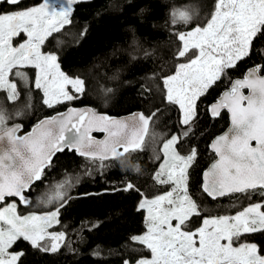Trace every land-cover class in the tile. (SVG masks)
Masks as SVG:
<instances>
[{
    "label": "snow or ice",
    "instance_id": "snow-or-ice-1",
    "mask_svg": "<svg viewBox=\"0 0 264 264\" xmlns=\"http://www.w3.org/2000/svg\"><path fill=\"white\" fill-rule=\"evenodd\" d=\"M88 2L66 0L57 9L50 0L31 6L26 0H0V5L8 6L7 12L0 10V91L5 93L4 100H20L18 82L39 90V103L48 109L87 98L90 85L86 77L63 72L58 54L43 47L53 33L72 23L73 5ZM197 15L188 9L171 13L174 23L190 26L188 31L175 33L179 43L173 53V59L187 57V61L176 64L170 74L161 68L158 79L163 99L178 105L183 130L161 137L159 151L153 149L154 160L163 156L153 179L169 190L152 198L140 193L137 210L147 213L146 231L130 239L141 254L123 264H264V239H249L264 237V0H213L206 23H194ZM253 56L262 62L248 68L242 79L231 81L219 101L209 105L213 117L227 109L232 127L211 145L218 159L204 172L201 191L213 200L239 194L249 200L258 196L260 201L235 215L202 217L198 198L190 191V170L197 163L198 151L189 148L185 153L184 145L196 134L193 129L202 97ZM26 69L36 70L34 80ZM245 88L248 95L242 91ZM101 89L112 91L103 85ZM24 103L26 108L32 107L30 98ZM155 118L156 112L116 119L91 107H68L39 119L30 132L20 135L22 126H9L0 104V264H24L20 245L25 242L45 253H57L65 246V233L49 229L60 223L61 209L70 199L67 189L79 183V177L66 176L53 196L40 201L52 205V210L28 215L17 211L18 205H32L30 189L56 167L58 154L72 152L96 164L97 170L106 168V161L127 167L130 154L144 150ZM94 131L105 133V138L97 140ZM135 171H140L138 163ZM122 190L140 192L132 182ZM194 218H201L202 226L196 227Z\"/></svg>",
    "mask_w": 264,
    "mask_h": 264
},
{
    "label": "trees",
    "instance_id": "trees-1",
    "mask_svg": "<svg viewBox=\"0 0 264 264\" xmlns=\"http://www.w3.org/2000/svg\"><path fill=\"white\" fill-rule=\"evenodd\" d=\"M40 1L26 0L29 5ZM212 4L213 0H90L73 5L72 23L59 33H53L43 50L58 54L60 69L66 74L86 77L90 85L87 98L48 109L39 103L40 91L30 90L22 82H18L21 97L15 103L4 100L5 93L0 91V104L9 117L8 125L22 123V133L30 130L39 119L71 105L91 106L110 115L156 112L158 117L151 122L144 150L131 153L127 167L106 161L108 166L97 170L96 164L72 152L66 150L58 154L56 167L43 182H37L30 189L32 205H19V213L26 215L52 210V205L41 206L43 195L49 192L51 196L56 185L66 176L79 177V183L67 189L70 199L61 209L60 223L50 230L65 233L66 240L62 242L65 246L57 253H45L25 242L20 245L25 252L24 264H123L125 260L139 257V246L130 237L146 231V212L137 210L140 193L152 198L169 190V186L153 179L163 162L162 155L160 160L153 159V149L159 151L161 137L167 138L169 134H179L183 130L179 124L178 105L163 99L158 79L161 68L170 74L176 64L187 61V57L183 61L173 59V53L179 43L175 33L188 31L190 26L174 23L171 13L177 9L192 10L198 13L193 22L204 24ZM0 10L7 12L8 6L0 5ZM84 30L86 34L81 35ZM260 62L259 56H253L251 61L239 64L230 77L202 97V103L198 105V119L193 129L196 134L188 138L184 152L189 148L198 151L197 163L190 170V191L198 198L202 217L233 215L250 203L260 201L258 196L249 200L239 194L213 200L201 191L202 174L215 159L210 143L229 124L225 111L212 117L209 105L219 98L232 80L243 77L248 68ZM26 70L30 80H34L35 69ZM101 85L112 91L105 93ZM29 98L32 107L26 108L24 101ZM17 112L22 114L17 116ZM136 163L139 172L135 171ZM89 171L91 175H87ZM127 182L135 184L140 192L123 191ZM194 221L196 227L202 226L201 218H194ZM249 239L259 242L264 237L250 236ZM143 254L148 255L146 251Z\"/></svg>",
    "mask_w": 264,
    "mask_h": 264
},
{
    "label": "water",
    "instance_id": "water-1",
    "mask_svg": "<svg viewBox=\"0 0 264 264\" xmlns=\"http://www.w3.org/2000/svg\"><path fill=\"white\" fill-rule=\"evenodd\" d=\"M244 76V75H243ZM243 77H241V78H236V79H242ZM236 79H234V80H236ZM234 80H232V81H234ZM230 86H231V83H230V85H229V87L226 89V90H224L223 92H222V94L219 96V98L214 102V103H216V102H218L219 101V99L221 98V96L223 95V93L225 92V91H227L229 88H230ZM243 91V93L245 94V95H248L249 94V89H247V88H245V89H243L242 90ZM213 104V103H212ZM69 107H76V108H85V107H91V106H80V107H77V106H69ZM91 108H93V107H91ZM67 109H68V107L66 108V109H64V110H62V111H58V112H65V111H67ZM226 112L227 114H228V118H229V124H228V126H227V128L222 132V133H220L219 135H217L215 138H213V140L211 141V143H210V150H211V152H213V150H212V148H211V145H212V143L216 140V138L217 137H219V136H221V135H224L225 133H227L228 131H229V129L232 127V121H231V114L228 112V110L227 109H221V111H220V114L222 113V112ZM97 112H99V111H97ZM99 113H101V114H105V115H107V116H110V117H112V118H116V119H125V118H127V117H129L130 115H132V114H135V113H140V111H137V112H133V113H129V114H124V115H110V114H108V113H105V112H99ZM143 113V112H142ZM209 113H210V111H209ZM57 114V112L56 113H54L53 115H56ZM210 115H211V113H210ZM52 116V115H51ZM212 116V115H211ZM213 117V116H212ZM216 117H218V116H216ZM14 124H20L21 126H22V130H23V124L22 123H19V122H17V123H13V124H11V125H9V126H12V125H14ZM150 125H151V123H150ZM150 125H149V129H150ZM22 130H21V132L19 133L20 135H23V134H26V133H28V132H30L31 130H32V128L30 129V130H28L27 132H24V133H22ZM92 135H93V137H95L97 140H103L104 138H105V133H103V132H98V131H94L93 133H92ZM146 138H147V136L145 137V140H146ZM253 145H255V142L253 141ZM66 151V150H65ZM213 154L215 155V159L209 164V166L204 170V172H206L211 166H212V164L213 163H215L216 161H217V159H218V157H217V155L213 152ZM204 172H203V174H204ZM203 174H202V183H203ZM226 196H229V195H226ZM225 197V196H224ZM30 198V197H29ZM220 198H223V197H220ZM11 199V198H10ZM31 199V198H30ZM212 199V198H211ZM2 205H0V207H1ZM23 206V205H22Z\"/></svg>",
    "mask_w": 264,
    "mask_h": 264
},
{
    "label": "rangeland",
    "instance_id": "rangeland-1",
    "mask_svg": "<svg viewBox=\"0 0 264 264\" xmlns=\"http://www.w3.org/2000/svg\"><path fill=\"white\" fill-rule=\"evenodd\" d=\"M42 1H40V2H38V3H36V4H39V3H41ZM50 3L52 4V5H54L57 9H59V7H61L62 5H65L66 4V0H50ZM33 5H35V4H33ZM31 6V5H30ZM18 39V38H17ZM14 43H15V41H14ZM27 71V73H28V76H29V79H30V74H29V72H28V70H26ZM35 75H36V70H35ZM34 79H35V76H34ZM69 88H70V86H69ZM59 106V105H58ZM180 117H181V113H180ZM163 163V162H162ZM48 192V191H47ZM48 194H49V192H48ZM43 195V200H46L48 197H50L49 195ZM55 194V192L51 195V196H53ZM38 203V201L37 202H35V205ZM41 206H43V207H48L49 206V204H46V203H41ZM1 207H3V205L1 206ZM17 211L19 212V205H18V207H17ZM146 212V211H145ZM30 213H36V214H43V213H45V212H41V213H37V212H30ZM30 213H28V214H30ZM28 214H26V215H28ZM146 215H147V213H146ZM233 215H235V214H233ZM56 225V224H55ZM54 225V226H55ZM52 228H50L49 229V231L51 230ZM209 230H211V228L209 229Z\"/></svg>",
    "mask_w": 264,
    "mask_h": 264
}]
</instances>
